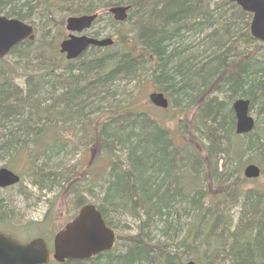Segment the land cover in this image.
Listing matches in <instances>:
<instances>
[{"label": "trees", "instance_id": "obj_1", "mask_svg": "<svg viewBox=\"0 0 264 264\" xmlns=\"http://www.w3.org/2000/svg\"><path fill=\"white\" fill-rule=\"evenodd\" d=\"M75 1L80 8L72 16L91 13L92 0ZM97 1L106 9L130 7L125 22L133 25L121 51L112 52L115 43L102 51L90 48L95 51L88 49L89 55L62 70H35L22 87L0 73L1 168L12 172L25 163L36 192L62 189L71 182L61 165L69 139L91 125L89 146L106 164L87 168L88 197L74 189L83 188L81 183L68 185L75 203L68 221L80 207L93 205L116 234L115 245L88 261L63 264H264V183L242 176L254 164L264 177V46L249 35L251 16L226 0ZM38 5L1 0L0 13L30 25V14L45 19ZM105 19L107 27L121 26L109 15ZM26 45L8 57L38 69L41 59L28 58ZM8 57L0 61L4 71ZM144 74L176 112L182 143L137 100L118 99L126 86L141 84ZM236 99H247L251 113L256 109L248 135L234 133ZM188 131L198 137V148ZM247 184L259 187L246 189ZM12 211L0 197V221ZM27 226L22 229L28 232L48 228L43 222Z\"/></svg>", "mask_w": 264, "mask_h": 264}, {"label": "rangeland", "instance_id": "obj_2", "mask_svg": "<svg viewBox=\"0 0 264 264\" xmlns=\"http://www.w3.org/2000/svg\"><path fill=\"white\" fill-rule=\"evenodd\" d=\"M92 1L93 2H91L92 8L90 7V14H97L102 18L99 22V25L93 26L89 33L91 32V34L93 35L97 34L101 36V39H112V41L116 44L112 52L121 51V44L122 42L126 41L125 35L129 31L131 25H133L132 22L127 21L121 23V26L110 25L109 27H107L106 24H108V22H106L107 19H105V16L108 15L106 13L107 9L104 8L102 1ZM38 4V7H40L44 13L43 16L45 17V19L37 18L36 16H33L31 14L29 15L32 20L30 21V25L34 28L36 37L35 40L30 43V45H26L24 47H31V50H29V53L26 55L28 56V58L41 59V65H39V68L36 69V64L27 65L19 59H10L8 57V62L6 64V67L4 68L5 71L0 69L2 71L0 72L2 73V75L10 78L11 83H14L19 87H22L23 83L25 82L26 76L31 75L32 72L35 73V70H44L45 68L62 70L65 68V66H67L68 63H71L61 57V55L58 53V49L61 41L67 35L65 31V20L68 17L82 16L81 13L80 15L74 16L70 14L73 13V11H75L77 8H80L79 4L75 0L73 2L67 0H38ZM198 39H201V37H199ZM193 41L197 44L195 38L193 39ZM195 48L196 47H193L190 51H193ZM93 49L96 50V48ZM93 49H89L90 53L95 51ZM123 49L126 50L129 49V47H124ZM89 50H87L86 54H88ZM251 53H256L255 48H253ZM122 88H124V86L120 84L118 88L119 91H121ZM124 90L125 92L123 93V95H119V100L122 101L126 98H134L135 101L137 100L138 104L144 112H146L152 118H158L163 121V125L168 128V130L172 134V139L176 144H180V142L182 143V141H180L179 135L176 132V112L171 108L162 111L161 109L153 107L149 103L148 96L157 91L151 84L150 80H147L145 74L141 84L136 86H133L131 84L129 86H126ZM255 113L256 109L254 108L253 112H250V116L254 120L256 119ZM87 117L91 119V116ZM260 119L261 118H257V120ZM92 129L93 127L89 125L87 128L81 127L74 131L73 136H71V139H69L72 144L69 145V148H66L64 158L61 162L62 167L67 169L66 173L71 179L70 181L72 183L70 182L69 184L74 185L77 183H81L83 188L75 187L74 189L85 197L89 196L88 192L84 188L88 183L85 182L87 181V168H102L106 164V161L100 162L97 160L95 149L89 146L90 136L87 135L86 132L94 135ZM187 134L190 135L189 140L198 148V137L191 134L190 131H188ZM76 162L78 166H76ZM220 167L221 166L219 165V169ZM12 172L19 176L21 179L18 185L11 186L8 189L1 190L0 192V197L1 199H3V202L8 207H10L11 211L13 210L10 217H2V221L5 220L9 223L4 228L0 227L1 231L9 233L19 243H25L32 238H38L39 233L41 234L42 232L41 238H43L47 245L51 247L53 236L58 232L60 227L69 222L68 217L70 215L72 216L75 210V203L73 202L74 200L72 201V196L68 194L69 192H72V188L70 189L71 186H68V184L67 186H63L62 189L61 187L52 189L50 193H38L31 186V177L27 176L29 171L26 170L25 163H19L17 167L12 170ZM257 180L260 186L264 183V177ZM259 185L247 184L245 188H256L259 187ZM90 189L92 193H96L95 188ZM86 199L89 200L90 198ZM234 199H236L235 195L233 196V200ZM232 214L234 215V212H232L231 215ZM233 217L235 218L236 216L234 215ZM2 221H0V223ZM36 222H43L47 225L46 227L48 228L44 229V227H41L39 230L34 232H28V229L26 230L25 228L22 229V227H26L28 224ZM222 225L220 224L219 228H221ZM217 232H219V230ZM119 234L124 237L125 235L130 234V232L121 231L119 232ZM214 261L215 260H210L208 261V263L211 264V262Z\"/></svg>", "mask_w": 264, "mask_h": 264}, {"label": "water", "instance_id": "obj_3", "mask_svg": "<svg viewBox=\"0 0 264 264\" xmlns=\"http://www.w3.org/2000/svg\"><path fill=\"white\" fill-rule=\"evenodd\" d=\"M251 16L249 35L258 43L264 45V0H226ZM129 6L111 7L107 14L115 23L127 20ZM96 15L68 17L65 20V31L70 34H80L91 28ZM33 40L31 26L14 20L0 17V61L12 51L14 46L23 41ZM111 39L95 40L86 37L69 36L59 45V54L65 55L67 61L78 59L88 48L105 49L111 47ZM151 105L160 109L168 108V101L162 93L148 96ZM250 102L247 99H236L231 104L234 115V133L237 136L250 134L255 125L249 112ZM246 180H256L261 176V170L254 164H249L242 170ZM20 179L11 171L0 168V189L18 185ZM115 244V233L106 227L100 213L93 205L80 207L65 226L52 239V254L50 256L46 243L35 238L27 243H17L0 233V264H48L50 258L63 264L67 261H88L102 253L110 252ZM185 264H195L189 261Z\"/></svg>", "mask_w": 264, "mask_h": 264}, {"label": "flooded vegetation", "instance_id": "obj_4", "mask_svg": "<svg viewBox=\"0 0 264 264\" xmlns=\"http://www.w3.org/2000/svg\"><path fill=\"white\" fill-rule=\"evenodd\" d=\"M0 2H1V0H0ZM0 17H5L6 19H14V18H8L6 15H4L3 13H0ZM14 20H17V19H14ZM21 22V21H20ZM22 23H24V22H22ZM25 25H28V24H26V23H24ZM28 26H31V25H28ZM32 27V26H31ZM93 27V26H92ZM91 27V28H92ZM91 28L89 29V30H87V31H85V32H82V33H80V34H70V33H68V32H66L67 33V35H66V37L61 41V42H63L64 40H67L68 39V37L69 36H75V37H86V38H89V39H96V40H99V39H101L100 37L99 38H95L94 37V35L93 34H91V32L89 33V31L91 30ZM32 29H33V40L32 41H23V42H21V43H19L18 45H16V46H14V47H19L21 44H23V43H25V42H33L34 40H35V37H36V35H35V31H34V28L32 27ZM100 50V49H99ZM103 50V49H102ZM101 50V51H102ZM61 57H63V58H65V56L64 55H61ZM6 189H8V188H6ZM0 190H3V189H0ZM48 264H58V263H56V262H54L53 260H50L49 261V263Z\"/></svg>", "mask_w": 264, "mask_h": 264}]
</instances>
